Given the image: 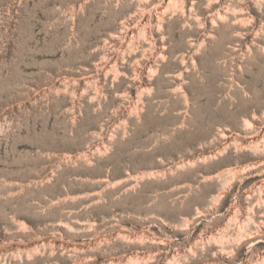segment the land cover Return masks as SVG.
Wrapping results in <instances>:
<instances>
[{
  "label": "rangeland",
  "instance_id": "1",
  "mask_svg": "<svg viewBox=\"0 0 264 264\" xmlns=\"http://www.w3.org/2000/svg\"><path fill=\"white\" fill-rule=\"evenodd\" d=\"M0 264H264V0H0Z\"/></svg>",
  "mask_w": 264,
  "mask_h": 264
}]
</instances>
